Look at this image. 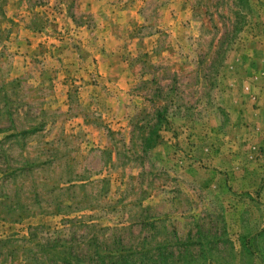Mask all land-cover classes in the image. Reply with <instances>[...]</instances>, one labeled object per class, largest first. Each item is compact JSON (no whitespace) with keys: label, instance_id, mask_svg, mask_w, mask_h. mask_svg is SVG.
Masks as SVG:
<instances>
[{"label":"rangeland","instance_id":"1","mask_svg":"<svg viewBox=\"0 0 264 264\" xmlns=\"http://www.w3.org/2000/svg\"><path fill=\"white\" fill-rule=\"evenodd\" d=\"M78 2L50 9L70 47L69 21L90 19ZM107 3L140 7L120 46L130 80L114 89L95 69L63 79L35 55L24 64L10 32L26 16L0 0V264H92L96 243L108 252L118 235L158 246L224 227L236 248L220 242L225 257L213 259L264 264V0ZM160 27L171 35L151 43ZM76 75L114 102L82 95ZM158 112L157 143L146 147Z\"/></svg>","mask_w":264,"mask_h":264},{"label":"crops","instance_id":"2","mask_svg":"<svg viewBox=\"0 0 264 264\" xmlns=\"http://www.w3.org/2000/svg\"><path fill=\"white\" fill-rule=\"evenodd\" d=\"M9 1H12V3L17 2V9H19V5L21 6L23 14L26 16L24 20H27L22 24L18 19H14L12 15L16 22H14L13 29L10 32V38L14 39V42H11L12 49L16 50V52L19 51L24 64L29 63L31 65V56L35 55L41 61L43 60L42 66L44 69L41 72L46 74L55 72V75L63 79L66 78L68 72L83 73L86 70L95 69L96 72L101 74L100 79L115 82L112 86L113 89L122 84L124 87L127 81L130 80L128 75H130V71L132 72L133 68L132 57L129 56V53H124L120 46L125 40L123 38L125 34H129L133 30L135 19L131 18L132 16L129 13L134 8L137 9L135 5L127 6L126 11H120L114 5L108 4L107 0H79V8L76 6L77 13L79 11L86 13L90 19L78 23L73 19L75 17L73 12L68 16L70 20L73 19V23L69 22L72 27H75L74 36L77 39L74 41L73 46L70 47L66 41L61 42L58 40L57 37L60 34L56 33L55 29L59 25L60 18L50 13V9L55 6L54 4L57 0H41L38 2L34 0V3H30V5L27 2L28 0ZM139 10L140 7H138L137 11ZM137 11L132 14L137 13ZM123 12L124 15H122ZM14 14L16 13L14 12ZM33 16H38L41 24L34 26L32 21H30ZM161 24L166 25L163 22ZM161 27L164 28V26ZM161 27L146 34L147 39L151 43L156 42L160 35L163 34L165 29ZM163 54L166 56L170 52L164 50ZM15 76H19V74ZM76 76L80 79L79 82L83 83L80 75ZM88 88H91V91L93 89L98 91L102 103L114 102L113 100H106L107 97L101 85H92L84 82L80 87L82 95Z\"/></svg>","mask_w":264,"mask_h":264},{"label":"trees","instance_id":"3","mask_svg":"<svg viewBox=\"0 0 264 264\" xmlns=\"http://www.w3.org/2000/svg\"><path fill=\"white\" fill-rule=\"evenodd\" d=\"M161 123L162 118L158 112L156 122H154L152 129L143 139L146 147L155 146L157 143V137L159 136L158 129H160ZM203 231H197V240L191 239L192 234L189 232L186 239L178 237L179 242L160 243L158 246H152L148 241L152 238V235L144 237L145 241L143 240L137 245L129 246L124 244L122 235H118L115 246L111 247L109 245L107 247L108 252H103L102 245L96 243L94 252L98 255L99 260L92 264H212L214 262L216 264H223L220 260L211 257L212 252L218 253L220 258H224V251L217 249V244L221 242L228 245V250H235L234 241L228 237H224L227 235L225 227L222 233L217 234L215 232L216 235L213 236ZM232 253L230 252V254ZM58 254H61V252L58 251Z\"/></svg>","mask_w":264,"mask_h":264}]
</instances>
